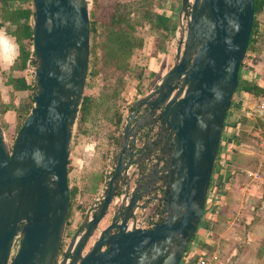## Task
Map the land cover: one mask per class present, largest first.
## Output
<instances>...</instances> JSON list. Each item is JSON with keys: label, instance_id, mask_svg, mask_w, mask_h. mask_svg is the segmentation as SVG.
<instances>
[{"label": "water", "instance_id": "1", "mask_svg": "<svg viewBox=\"0 0 264 264\" xmlns=\"http://www.w3.org/2000/svg\"><path fill=\"white\" fill-rule=\"evenodd\" d=\"M29 2L35 92L10 145L0 126V264H179L202 218L225 115L238 93L254 0H179L173 61L130 104L107 188L82 212L59 260L90 0ZM145 147L158 154L155 161L152 152L136 155ZM137 157L142 162L127 177ZM151 201L162 203L160 219L134 226V209Z\"/></svg>", "mask_w": 264, "mask_h": 264}, {"label": "rangeland", "instance_id": "2", "mask_svg": "<svg viewBox=\"0 0 264 264\" xmlns=\"http://www.w3.org/2000/svg\"><path fill=\"white\" fill-rule=\"evenodd\" d=\"M134 1L138 0H97V3L102 9L109 6L111 3H117L116 9L118 12L127 11L130 16H133L134 13L132 10L134 9V4L131 3ZM149 1L150 5L153 6L155 10H165L177 0ZM142 5H144V7H149L148 3H143ZM91 6L92 0H90L89 11ZM138 6L139 8L141 7L140 5ZM172 15L175 17L177 28V6ZM258 19L261 25V34L260 36L258 35L256 44L257 50L250 56L244 58L242 63L243 67L246 65L251 67L249 71L250 75H253V77L244 80L253 83L254 79L259 78L260 83L258 85L264 87V13L259 15ZM118 24L119 23H115L112 26L113 30ZM176 28L173 36L169 40L161 41V45L164 46L165 44V47L169 46L171 52L175 49L178 41ZM0 31H2V34L5 33L3 30ZM107 32L108 31L104 29V27L100 29V34L97 37L96 50L91 54L89 51L88 66L90 58L92 60L95 56L103 57L102 55L105 51L104 46L107 44L102 46V43L106 42L105 35ZM131 32L140 39V47H135L129 50L128 53L121 54L118 58L116 56L113 60L106 58L107 67L104 73H100L90 81V87H92L94 91L104 89L108 91V93H117L123 96V101L121 102H119L120 98H116V96H108L113 97L115 101L118 100L117 109H119L122 104H130L137 96V93L144 92L152 83L151 80H148L149 77L147 76L146 67L150 56L156 51L157 45H159L161 40L160 36L149 30L145 23L144 25H135L134 30ZM28 73L30 75L25 71H11L7 69V71L0 73V77L1 81H3V77L7 74L25 75L28 79H31L32 74L30 72ZM30 94V90L16 93L13 95L12 100L15 101V103L22 100L26 101ZM9 98L8 94V100ZM127 106L122 107L121 112H123V110L126 111L128 109ZM9 119L10 123H12L13 116L10 115ZM0 123L2 124L1 120ZM2 130L10 145L13 138H11L12 136H8V133H10L9 130H7L5 126H3ZM110 131V125L106 123L98 126L97 130L91 132L90 135H83L80 139L74 136L73 145L75 146L72 157L70 158L71 165H73V158L77 156L84 157L85 160L90 161L89 155L92 149L93 151L95 150L97 155H103L106 137ZM238 136V138L242 139L241 147L238 148V150L240 149L241 151L235 152V150H232L234 152L231 153V161L235 162L241 170L237 169L239 170L237 171L239 174H237L236 179L231 180L232 188L224 191L226 192L225 205L212 232L214 246L212 248L211 246H205L209 254L213 253L217 257L216 260L209 262V264H264V182L263 180L253 181L255 188L262 194L260 198L250 197V195L246 196L243 194L244 192H242V190L234 186L236 182H248L249 173L258 166L260 169L262 168L258 171L259 175L262 179L264 178V112L257 113L254 111L252 112L251 118H245L240 126ZM90 164L92 163L90 162ZM74 177L75 175H72L70 177V182L68 180L69 186L72 184ZM90 178L91 181L95 183L97 175H90ZM74 208L78 209L75 198L71 201L68 217L69 223L70 219L73 217L74 210H76ZM65 232H68V229Z\"/></svg>", "mask_w": 264, "mask_h": 264}, {"label": "trees", "instance_id": "3", "mask_svg": "<svg viewBox=\"0 0 264 264\" xmlns=\"http://www.w3.org/2000/svg\"><path fill=\"white\" fill-rule=\"evenodd\" d=\"M143 3H148L149 7H144V5H142ZM131 4H134V9L132 10L134 13L133 16H130L127 11L118 12L116 9L117 3H111L109 6L102 9L99 7L97 0H92V6L89 11L90 54L96 50L97 37L100 34V29L102 27L108 31L105 35L106 42H103L102 46L105 44L107 45L104 46L105 51L102 58L95 56L92 60L91 58L89 59L85 92L79 108L74 136L81 137L87 134L90 135L91 132L97 130L98 126L108 123L111 127V131L107 134L103 155L106 154L110 145H112L116 140L115 133L119 127L122 117L121 109L126 105L122 104V106L117 109L118 100L115 101L113 97L108 96L112 95L116 96V98H120L119 102L123 101V96L117 93H108V91L104 89L94 91L92 87H90V81L97 77L100 73H104V70L107 67L106 58L113 60L116 56L118 58L121 54L128 53L129 50L135 47H140V39L131 32L134 30L135 25H144L145 23L147 24L149 30L160 36L161 40L159 45H157V50H161L163 48L161 41L169 40L173 36L176 28L175 19H169L155 10L154 7L150 5L149 0H138L132 2ZM138 5L144 8H139ZM263 13L264 0H254L252 28L244 58L250 56L257 50V39L258 35L260 36L261 34V25L258 16ZM30 17L31 12L29 0H0V29H3L5 34L11 37L16 45V55L8 69L11 71H25L28 75L30 74L28 73L26 62L33 65V60L30 56ZM115 23H119V26L116 25L113 30L112 26ZM240 70L241 66L238 71L236 89L238 91H246L250 93L255 100L261 98L264 99V87L255 83H249L242 79L240 76ZM3 83L8 87V94L10 98L7 102L0 101V120L2 122V124L0 123V126L2 129L3 126H5V128L10 132L8 133V136H12L11 138H13L15 132L20 127L28 115L29 109L31 108V97L35 92L34 79L33 77L28 79L25 75L7 74L3 77ZM26 90L31 91L28 99L26 101L22 100L14 103L12 100L13 95ZM8 110H12L14 112V119L12 123L5 122L2 118L3 114ZM245 118V116L240 118V124H242ZM238 134L232 137V143L236 146L242 141V139L238 138ZM229 161L230 160H228V162ZM68 165L67 172L69 171ZM68 189L70 212L71 201L74 199L76 189L73 184L70 186L68 185ZM68 217L69 213L66 222L68 221Z\"/></svg>", "mask_w": 264, "mask_h": 264}, {"label": "crops", "instance_id": "4", "mask_svg": "<svg viewBox=\"0 0 264 264\" xmlns=\"http://www.w3.org/2000/svg\"><path fill=\"white\" fill-rule=\"evenodd\" d=\"M177 6V13L179 11V0L174 2L170 5V7L166 8L165 10H157L161 14L165 15L169 19H175L172 15L174 13L175 7ZM177 16V15H176ZM3 30V29H0ZM0 31V73L7 71L10 64L12 63L15 55H16V45L11 37L6 35L5 33L2 34ZM174 57V49L171 52L169 50V46L165 47V44L161 50H157L150 56L146 72L147 76L149 77L148 80H151L150 86L144 90L142 93H146L152 88V84L156 82V80L162 75L171 65ZM240 76L242 79H249V77H253L250 75V71H242L240 70ZM253 83L259 84V78L254 79ZM0 93H1V102H7L8 100V87L4 85L3 81H1L0 77ZM7 99V100H6ZM264 101L263 98L255 100L250 93L246 91H238L235 95L233 102L231 103L228 111L226 112L223 129L221 132L220 143L218 148V158L222 156V161L224 164L220 165L219 163L213 168V172L210 179V185H214L215 188L219 190L222 194L220 209L216 215H211L205 209L204 214L202 215V219L199 222V225L195 231V234L192 236L190 242L187 245V250L193 251L197 253L199 249L205 248V246H214V242L212 239V232L213 228L218 221L219 215L225 205L226 200V190H230L231 180L236 179L237 174H239L237 169H240L239 166L236 165L235 162L232 160V150L235 152H240L238 150L241 147V143L236 145L232 144V137L236 136L240 129V118L245 116L246 118H251L252 112L255 111L256 105ZM15 103V101H13ZM249 104V105H248ZM256 112V111H255ZM259 113V112H257ZM10 115L13 116L14 119V112L12 110L6 111L2 118L5 122L10 123ZM74 138V137H73ZM80 139V137H79ZM74 141L72 142V149L70 158L72 157V152L74 151L73 145ZM76 150V149H75ZM90 161L85 160L84 157H74L73 158V165H71V161L69 158L68 168L69 171L67 172V180L70 182V177L75 175L72 184L75 186V200L77 208H74V214L72 217L73 224L78 219L79 212L78 210L88 204L91 198V189L95 187V183L91 181L90 175H98V171L101 165L99 161V155L95 152V150L90 153ZM97 156V158H96ZM84 159V160H83ZM92 160V161H91ZM228 160H230L228 162ZM90 162L92 164H90ZM264 168V163H263ZM262 169V168H261ZM258 166L255 170H261ZM241 170V169H240ZM254 171V170H253ZM248 182H236L235 187L242 190L246 196L250 195L256 198H260L262 196L261 192L255 188L253 181L263 180L261 177L259 179H254L248 175ZM96 181V180H95ZM263 191V190H262ZM204 231H208V235L204 234ZM224 244V243H223ZM206 249V248H205Z\"/></svg>", "mask_w": 264, "mask_h": 264}, {"label": "flooded vegetation", "instance_id": "5", "mask_svg": "<svg viewBox=\"0 0 264 264\" xmlns=\"http://www.w3.org/2000/svg\"><path fill=\"white\" fill-rule=\"evenodd\" d=\"M153 86H154V83L152 84V87ZM142 94H144V93H137L136 94L137 96L131 101V103L137 97L141 96ZM130 104H127L128 106L127 105L126 106L128 109L126 111L123 110V112H122L123 118L121 117V122L119 124V127H118L116 133H115V136H116L115 142L112 145H110V147L108 148V151L106 152L105 155H99V161L101 162V165H100V168L98 171L97 180L95 181V187H93V189H91V198H90L88 204L85 207L83 205L82 208L78 210L79 215H78V219L75 222V224H73L72 218L70 219V223H69V221L66 222L65 228L66 227L67 228H66V230L64 229V236H63V241H62V245L60 248V252L58 254V260L60 259L61 255H62V249L65 247L66 242H67L71 232L76 227V225H77V223L81 217L82 212L86 209V207L90 204V202L92 200L101 199V197L103 196V194L107 188V182L111 176V173L113 170V165H114V160H115V154L116 153H115L114 147L117 145V142H118L117 134H118V132L122 126L123 121L126 118V114L129 111ZM155 135L156 134L151 132L150 134L146 135V138H147V140H151V139H154ZM151 152H152V148L145 147L141 152H139L136 155L137 156L141 155L140 157H144V155H143L144 153H146V156H147V154L151 153ZM157 158H158V154L156 152H152L151 161H155ZM145 160H148V158H146ZM140 162H142V159L137 157L136 162L135 161L131 162L128 165V167L126 168V176L127 177L129 175H131L134 172L135 168L141 164ZM106 172H108V173H106ZM104 179H105V181H104ZM103 181H104V184H103ZM67 182H68V180H67ZM102 184H103V186H102ZM159 193H160L159 195H161V192H159ZM115 200H116V197L111 200V202H110L111 206H109L110 209H111L112 205L114 204ZM142 207L146 208L147 210H150L151 212L153 210H156V211H158V213H160L162 210V203L160 201H151V202H148V204H146L145 206L144 205L142 206V202H140V206L136 207L134 209V211L136 209L142 208ZM67 229H68V232H65V231H67Z\"/></svg>", "mask_w": 264, "mask_h": 264}, {"label": "built area", "instance_id": "6", "mask_svg": "<svg viewBox=\"0 0 264 264\" xmlns=\"http://www.w3.org/2000/svg\"><path fill=\"white\" fill-rule=\"evenodd\" d=\"M26 67H27L28 72L31 73V64L29 62H26ZM250 68L251 67H249V65H246L245 67H243V63L241 64V70L243 69L242 71H249ZM255 111L259 113L264 112V101H261L258 105H256ZM218 163L220 165L224 164L222 161V156H219V158H218V155L216 156L214 167ZM250 176L254 179L260 178L259 172L256 170L251 171ZM104 181H103V184H104ZM221 198H222V194L219 192V190L215 188L214 185L212 184L210 185L209 183L208 191H207V195L205 199L204 211L206 209L208 213L215 216L216 213H218L220 209V204L222 202ZM204 211H203V214H204ZM160 213H158V211L156 210H153L151 212L150 210H147L144 207L138 208L134 211L133 224L136 227L148 228L160 219L161 217ZM131 223H132L131 219H129L128 225L130 226ZM204 234L208 235V231H204ZM216 258L217 257L215 254L213 253L209 254L205 248L199 249L197 253H194L193 251L187 250V247H186L179 264H209V262L216 260Z\"/></svg>", "mask_w": 264, "mask_h": 264}]
</instances>
